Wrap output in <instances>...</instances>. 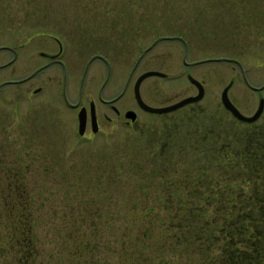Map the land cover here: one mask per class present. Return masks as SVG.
I'll use <instances>...</instances> for the list:
<instances>
[{"label": "rangeland", "instance_id": "rangeland-1", "mask_svg": "<svg viewBox=\"0 0 264 264\" xmlns=\"http://www.w3.org/2000/svg\"><path fill=\"white\" fill-rule=\"evenodd\" d=\"M7 1L0 0V47L14 48L17 56L11 67L0 71V83L27 82L0 91V159L5 154L8 162L16 159L31 167L27 179L41 217L37 230L43 259L54 249L53 232L66 228L63 191L78 173L75 169L81 170L80 179L110 187L104 195L111 203L107 210L114 213L121 198L143 197L139 187L155 180L146 173L154 171L151 154L160 149L161 161H171L177 159L171 151L190 148L180 158L189 169L207 163L202 152L210 143L238 154L254 134L264 163V117L255 124L240 123L220 101L223 89L231 85L228 97L242 115L250 117L258 107V97L243 78L256 86L262 82L264 0H14L11 12L6 11ZM168 37L183 38L186 48L162 40ZM56 41L63 46L61 60L67 69L65 95L63 70L43 69L47 61L39 56L58 54ZM96 56L103 60L87 66ZM12 59L11 53L0 52V65ZM147 72L166 76L142 83L140 95L148 106L168 107L195 97L188 76L203 85L204 97L168 115L144 113L136 105L133 87ZM80 89V107L88 111L90 101L96 107L97 135L89 123L84 136L78 135L80 109L68 103H77ZM99 94L104 100L119 99L114 104L119 117L101 104ZM128 111L137 115L130 125L124 118ZM198 134L208 140H195ZM67 168L74 169L72 174L66 171L65 179L62 171ZM260 176L257 180L264 181V171ZM243 187L248 197L252 184ZM153 193L150 189L149 198Z\"/></svg>", "mask_w": 264, "mask_h": 264}, {"label": "trees", "instance_id": "trees-1", "mask_svg": "<svg viewBox=\"0 0 264 264\" xmlns=\"http://www.w3.org/2000/svg\"><path fill=\"white\" fill-rule=\"evenodd\" d=\"M194 138L208 140L202 134ZM245 140L238 154L210 143L202 152L207 163L189 169L180 158L190 148L171 151L177 154L171 161H161L162 149L151 154L156 167L146 174L155 180L139 187L143 199L121 198L114 213L104 195L110 187L80 179L82 172L75 169L63 191L66 228L53 232L54 249L44 259L37 198L27 179L31 167L8 162L3 154L0 264H264V181L257 180L264 163L254 134ZM72 169L62 171L65 179ZM247 183L252 184L248 197Z\"/></svg>", "mask_w": 264, "mask_h": 264}, {"label": "water", "instance_id": "water-1", "mask_svg": "<svg viewBox=\"0 0 264 264\" xmlns=\"http://www.w3.org/2000/svg\"><path fill=\"white\" fill-rule=\"evenodd\" d=\"M185 63V62H184ZM186 64V63H185ZM166 76L159 72H147L143 75H141L135 82L133 87V94H134V100L138 106V108L147 114L155 115V116H163L168 115L174 112H177L183 108H185L188 105H192L195 103L200 102L205 94V89L201 83L193 79L191 76H188L187 79L191 85H193L197 90V95L195 97H189L186 99L181 100L180 102L173 104L168 107H161V108H154L151 106L146 105L140 95V87L142 83L149 78H165ZM231 88V85L227 86L225 89H223L220 101L223 106V108L238 122L244 123V124H253L259 120L261 117L263 110H264V102L261 100L258 104V108L255 112V114L251 117H246L242 115L235 106L231 103L228 93ZM40 90H36L34 94L39 93ZM89 118H90V128L93 134L98 133V125H97V119H96V111H95V105L94 103H91L89 106ZM124 118L127 122L135 123L137 119V115L133 111H128L124 114ZM87 119H88V113L85 108H82L78 115V135L84 136L86 131V125H87Z\"/></svg>", "mask_w": 264, "mask_h": 264}, {"label": "flooded vegetation", "instance_id": "flooded-vegetation-1", "mask_svg": "<svg viewBox=\"0 0 264 264\" xmlns=\"http://www.w3.org/2000/svg\"><path fill=\"white\" fill-rule=\"evenodd\" d=\"M19 1L20 0H18V2ZM7 3H8V8H7L6 11H10L11 12L12 11V8L14 6L13 5L14 0H8ZM15 3L17 4L16 1H15ZM19 12H20V9L18 8V15H17V18L18 19H17V22L20 24L21 21H22V17L19 16ZM162 40L163 41H166V42L177 41V42H179L181 45H183L186 48V42L181 37H168V38H163ZM56 42H57V44L59 46V52H58V54H56V55L55 54L47 55V54H44V53H39V56L47 61L46 66H44L43 69L44 68H49V67H55L56 66V67H60L63 70V73H64L63 94L65 95L66 94L67 82H68V80H67V69L65 67L66 66L65 63L61 60V56L63 54V46L58 41H56ZM20 48H23V46L21 45ZM0 52L11 53L13 55L12 61H10V62H8V63H6L4 65H0V71H4V70L8 69L9 67H11L13 65L14 61L16 60L17 53L14 50V48H11V47H8V46L0 47ZM101 60H103L101 57L96 56V57L90 59V61H89V63H88L87 66H89V64H91L93 62L101 61ZM184 65L186 67L191 66L190 64H185V63H184ZM260 80H262V82L260 83L261 85L256 86V85H253L251 79L249 80V77H245L244 76V78H243L244 85L247 87L248 91L250 93H253L254 95H256L258 97V104H259V102L261 100H263V102H264V70H263V74H262V79H260ZM26 82H27V79H19V80H11V81L2 82V83H0V91H1L2 88H5V87H21V86H24L26 84ZM37 90H40V89H37ZM99 100H100V102H101L102 105L108 107L111 111H113L115 113V115L117 117H119V112L114 107V104H116L119 101V99L104 100V99L101 98V95L99 94ZM91 103H92V101H90L89 106H90ZM80 104H81V89L79 91V98H78L77 103L75 105H71L70 103H68V105H69L70 108H72L74 110H76V109H80L81 110L84 107H82V106L80 107ZM95 111H96V107H95ZM255 112L252 114V116L255 114ZM87 113H88L87 124L89 123V126H90L89 109H88ZM263 117H264V110H263V113H262L261 117L259 118V120H261ZM96 119H97V125H98V133H99V131H100V125H99V121H98L97 115H96ZM257 122H255V123H257ZM126 123H127V125L128 124L129 125L130 124H133V123H130V122H126ZM247 125H250V124H247ZM86 127H87V125H86ZM90 131H91V128H90ZM91 133H92V131H91ZM98 133H96V134H93L92 133V134L93 135H97Z\"/></svg>", "mask_w": 264, "mask_h": 264}]
</instances>
